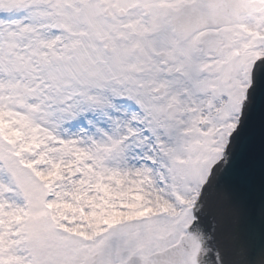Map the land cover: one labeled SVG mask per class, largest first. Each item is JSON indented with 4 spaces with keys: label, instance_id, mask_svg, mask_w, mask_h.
I'll use <instances>...</instances> for the list:
<instances>
[{
    "label": "snow or ice",
    "instance_id": "1",
    "mask_svg": "<svg viewBox=\"0 0 264 264\" xmlns=\"http://www.w3.org/2000/svg\"><path fill=\"white\" fill-rule=\"evenodd\" d=\"M0 264H264V0H0Z\"/></svg>",
    "mask_w": 264,
    "mask_h": 264
}]
</instances>
